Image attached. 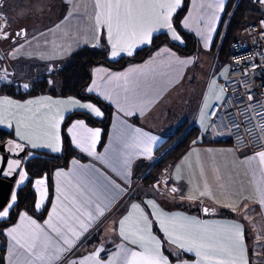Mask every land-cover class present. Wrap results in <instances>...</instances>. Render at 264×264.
Segmentation results:
<instances>
[{"label": "crops", "instance_id": "crops-1", "mask_svg": "<svg viewBox=\"0 0 264 264\" xmlns=\"http://www.w3.org/2000/svg\"><path fill=\"white\" fill-rule=\"evenodd\" d=\"M227 1L189 0L188 9L178 23L195 39L196 48L190 55L181 54L168 43H163L143 61H131L122 69H111L105 65H95L91 68V80L85 88V93L97 97L110 107V125L107 130H104V128L92 125L81 117H75L69 122L66 128L69 143L84 159L72 158L66 165L55 168L52 172L51 186L46 177H40L33 181L36 195L35 212L45 211V216L43 220H40L30 212L21 211L16 222L4 229L5 264H15L18 258L21 264L30 259L33 260V264H41L40 261H35L34 258L28 257L26 254L21 255L23 250L16 248L12 237L7 235L8 229L21 223L22 215L36 221L61 247L68 248L69 246L64 244L63 238L58 237L45 225V221H48L52 216L51 222L60 228L63 237L74 241V246L70 251L56 254L57 258L50 259L46 264H73V261H79L97 251L100 252L99 258L107 264L122 247L142 251L137 245L125 241L119 234L118 222L129 214L133 219L138 215L131 208L134 203L139 204L145 213L149 214V219L154 221L153 226L158 227L163 237V231L156 223L158 212L169 216L193 218L208 224L217 231H222L224 225L238 222L243 226V250L235 253V259L237 264H250L244 230H250L247 221L242 219V223L239 218H220L213 216V213L217 209L235 212L254 209L257 210V215L262 220V228H264V205L260 202L261 193L259 191L264 187V174L261 172L264 166L259 162L258 153L249 154L247 150L237 151L228 143L206 144L203 135L207 124L203 130H198V118L202 115L206 118L209 106L223 99L221 83L227 75L228 61L221 65V60L217 59L218 47L216 43ZM183 4L184 0H181L180 6L172 14V28L157 27V30L153 32L151 42L146 45L137 44L133 48V55L149 47L154 37L159 34L165 35L175 45L180 47L185 45V39L174 24L175 15ZM17 5L16 0H0V12L6 20L2 32H0V45L6 53L8 74L11 75L9 81L17 85L20 84L23 90L26 89L24 85H29L31 77L41 78L49 72L55 71L72 53L84 47L105 46L108 49L109 59L112 61L133 56L121 52L120 55L113 57L106 28L99 33L95 32V0H42L35 4V10L24 12L16 10ZM8 11L17 20L11 26H9L10 17L6 16ZM213 28L211 40H208L207 35ZM21 30L26 31L24 37L16 35ZM173 31L179 39L173 38ZM4 33L8 34L7 39L3 38ZM206 44L207 46H205ZM181 61H191V63H181ZM117 76H120L121 79H114ZM125 76L128 77L127 84L123 78ZM5 98L19 104H26L29 100L37 101L38 103L28 105V107L33 110L39 109L49 118L63 114L64 119L60 121L59 126L60 150L53 152L51 148L43 146L33 148L26 141H20L16 136V121L8 113H22L24 110L9 105H0V111L5 113V119L3 123H0V129L10 132L13 139L26 144L33 151L54 155L62 154L64 123L67 117L74 113H85L99 120L104 118L103 109L98 104L81 100L75 96L62 97L44 93L26 99H18L0 92V100ZM69 99L78 100L80 103H90L98 108L102 115L96 116L95 113L75 108L70 104L54 103ZM125 112L134 114L126 115ZM76 121H83L86 128L100 130L99 141L95 146L96 155L83 151L73 140L68 129ZM186 122L188 128L195 127L197 129L198 136L182 157L163 174L160 181V187L163 185L165 188H176L178 191L170 195L166 189L157 188L152 197H145L143 201L137 199L129 201L127 197L136 185L134 169L137 163L145 161L154 164L168 150L163 146L166 136ZM135 129H140V133H136ZM48 131L50 129L42 127L34 132V141L38 145L51 142V137L45 134ZM138 135L142 138L144 136L155 137L154 143L151 144L150 154H142L143 146L141 148L125 146V142L131 145V137ZM113 150H119L122 158L128 159L126 166L115 160ZM98 156L103 158L98 159ZM20 172H25V169L22 167ZM58 172L63 174L58 176ZM85 176L89 180L98 177L100 183L107 186L108 191L105 195L111 202L104 210L103 216H97V221L92 223L88 231L80 235L79 239H75L73 232L69 229L76 232H80L81 229L80 221L77 220L79 213L71 204V195L75 191L74 186L78 179ZM17 179L18 183L14 184L8 205L14 204L13 193L28 181L27 178L23 184H20V175ZM38 179L46 181L44 185L46 195L39 209H37V204L41 202V193L37 190L35 183ZM200 191H205L208 194L201 197ZM65 195H68L69 199H65ZM190 195L194 198L189 199ZM178 200H184L190 204L192 210L200 208L201 213L196 210V212H188L174 209L173 204ZM148 201H152L156 207L153 208L147 203ZM165 202H167L166 205H164ZM53 208L56 209L59 217H63V220L53 213ZM205 208L209 209L207 213L204 211ZM120 210H123V213H119ZM8 217L0 218V221L6 220ZM80 219L85 218L81 217ZM23 223L25 231L29 230L28 221L25 220ZM95 231L99 232L98 241L84 244ZM152 233L157 236L153 227ZM103 236L106 237L103 238ZM166 247L173 254L179 252L171 244ZM101 249L103 251H100ZM183 253L193 256L194 259L174 263L170 261V264H181L183 261H187L188 264H196L199 259L194 253ZM117 264H119L118 260Z\"/></svg>", "mask_w": 264, "mask_h": 264}, {"label": "snow or ice", "instance_id": "snow-or-ice-1", "mask_svg": "<svg viewBox=\"0 0 264 264\" xmlns=\"http://www.w3.org/2000/svg\"><path fill=\"white\" fill-rule=\"evenodd\" d=\"M180 4L181 0H95L94 30L99 33L106 28L107 39L111 44V55L113 57L120 55L121 52H126L127 55L131 56L133 55V48L137 44L146 45L151 42L153 32L157 30V27L172 28L171 17ZM3 27L0 26V31L3 30ZM211 31H214V28L209 31L208 40H211ZM16 35L25 36L26 31L21 30ZM3 38L7 39L8 34L4 33ZM173 38L179 39L174 31ZM181 63H191V61H181ZM123 78L125 84H127L128 77L125 76ZM114 79L119 80L121 77L117 76ZM24 87L27 88L28 85H24ZM89 90L91 91V89ZM36 103L38 102L34 100H29L26 104H19L7 98L0 100V105H9L16 109L24 110L22 113H8L16 121V136L20 141H26L33 148L43 146L51 148L53 152H57L60 150L59 126L64 116L59 114L57 117L49 118L39 109L33 110L28 107V105ZM54 103L70 104L75 108L86 109L95 113L96 116L102 115L100 110L90 103H80L78 100L73 99L55 101ZM125 114L134 113L125 112ZM4 119L5 113L0 111V123H3ZM42 127L50 129L45 134L51 137V142L38 145L33 139V134ZM68 131L72 134V138L78 147L91 155H96L95 146L100 137L99 129L86 128L83 121H76ZM135 132L139 134L140 129H135ZM131 140V145L125 142L126 147L141 148L143 146L142 154H150L151 144L154 143L155 137L144 136L142 138L138 135L131 137ZM23 150L24 145L22 143H13L8 149L9 152ZM113 151L115 160L126 166L128 159L122 158L119 150ZM258 157L260 164L264 166V151L259 152ZM97 158L102 159L103 157L98 156ZM5 159V157H0V162H4ZM19 167V160H7L8 171L6 175H12ZM261 172L264 174V168L261 169ZM62 174L60 172L57 173L58 176ZM19 175V183L23 184L28 178L27 173L20 172ZM35 183L37 190L41 193V202L37 204V209H39L46 195V189H44L46 181L45 179H38ZM74 188L75 191L71 195V204L75 207L76 212L79 213L77 220L80 221L81 231L76 232L72 229H69V231L73 232L75 239H79V236L87 232L92 223L97 221V216H103L104 210L111 201L105 195L108 191L107 186L102 185L98 177L92 180H89L86 176L80 178ZM172 191L177 192L178 189L173 188ZM259 191L261 193L260 202L264 205V187L260 188ZM207 194L205 191L199 192L201 197ZM188 198L192 199L194 197L190 195ZM65 199H69L68 195H65ZM12 200L13 202L16 200L15 195L12 196ZM147 203L153 208L156 207L152 201ZM225 206L230 207L228 205ZM11 207L12 205L3 207L0 210V218L8 217ZM131 208L138 215L135 219L132 218L131 214L123 217L118 222L119 234L125 241L137 245L142 251L122 247L107 264H117V260L119 264H170L169 257L163 254V245L165 243L175 246L179 252L194 253L199 258L196 264H237L235 253L243 250V226L238 222L224 225L222 226V231H217L208 224L193 218L169 216L163 212H158L156 214V223H158L164 234V240H161L152 233L154 221L149 219V214L145 213L139 204L134 203ZM204 211L207 213L209 209L205 208ZM53 213L63 220V217H59V214L56 213L55 208H53ZM81 217L85 219L81 220ZM52 219L53 217L50 216L49 220L45 221V225L56 233L58 237H62L64 244L69 246L68 248L61 247L45 231L44 227L37 224L30 217L23 215L20 217L21 223L8 229L7 235L12 237L16 248L23 250L21 255L26 254L28 257L34 258L35 261L46 264L50 259L57 258L56 254L70 251L71 247L74 246V241L63 237L60 228L51 222ZM25 220L30 225V229L27 231H25L23 223ZM100 251H103V249ZM179 252L177 254L178 260ZM99 255V251L94 252L79 261H73V264H105L99 258ZM15 264H21L19 258ZM24 264H33V260H27ZM181 264H188V262L183 261Z\"/></svg>", "mask_w": 264, "mask_h": 264}, {"label": "trees", "instance_id": "trees-1", "mask_svg": "<svg viewBox=\"0 0 264 264\" xmlns=\"http://www.w3.org/2000/svg\"><path fill=\"white\" fill-rule=\"evenodd\" d=\"M188 3L189 0H184L182 8L177 12L174 18L175 26L185 39V45L182 47L171 43L165 35L159 34L154 37L153 42L149 47L138 51L131 57H126L118 61H112L109 59L108 49L105 46L99 48L84 47L72 53L59 68L55 69V71L53 70L41 78L34 79L31 77L28 87L24 90L20 84L17 85L14 82L0 83V92L18 99H26L44 93H49L53 96L60 95L62 97L75 96L81 100L91 101L98 104L104 112V118L101 120L93 118L85 113H74L68 116L63 127L64 150L60 155H54L42 151H33L28 148L23 163V168L27 173L28 181L23 187L18 188L13 193V195L16 196V200L10 209L9 217L6 220L0 221V264H5L4 253L6 239L3 233L4 229L16 222L21 211L30 212L40 220H43L45 216V211L41 213L35 212L34 206L36 195L33 189V181L40 177H46L51 186L52 172L55 168L66 165L72 158L84 159L83 156L72 148L69 143L66 134V128L69 122L75 117H81L86 119L92 125L104 128V130H107L110 125V107L97 97L85 93V88L91 80V68L95 65H105L111 69H122L131 61H143L154 49L160 47L163 43H168L174 50L181 54H192L193 49L196 48V45L194 44L195 39L190 33L184 31L178 23L179 19L187 11ZM262 13L263 11L252 5L250 0L227 1L222 17L219 37L216 43L218 47L217 59L221 60V65L228 61L231 42L239 37L247 23L253 21ZM197 136V129L195 127L188 128L187 122L182 124L173 133L167 135L163 146L164 148H168V150L164 155H162L154 164L145 161L137 163L134 169V179L136 181L139 180V183L127 199H129V201L136 199L138 201H143L145 197L154 196L156 192L153 188L154 183L160 180L162 175L182 157ZM8 138H13L12 134L6 130L0 129V143ZM224 143L226 142H216V144ZM166 204L167 202L164 203V205ZM173 206L174 209L188 212H194L196 210L198 213L200 212V208H193V210L190 209L191 205L184 200H178ZM119 213H123V210H120ZM237 214V211L217 209L214 211L213 216L238 219ZM240 222H242V220ZM244 230L246 242L249 244L248 240L251 237V231L247 229ZM153 231L158 238L164 240L162 233L156 225L153 226ZM98 237L99 232L96 233L95 231L84 244L96 243L99 239ZM167 245L168 243L163 245V252L165 256L169 257V260L172 263L186 259H194L193 256L181 252L179 253L178 260L177 254H173L168 250L166 247ZM252 252L253 246L248 245L250 264H255Z\"/></svg>", "mask_w": 264, "mask_h": 264}, {"label": "built area", "instance_id": "built-area-1", "mask_svg": "<svg viewBox=\"0 0 264 264\" xmlns=\"http://www.w3.org/2000/svg\"><path fill=\"white\" fill-rule=\"evenodd\" d=\"M250 2L263 13L230 44L223 99L207 109L203 137L209 145L226 142L237 151L257 154L264 151V0ZM5 21L0 12V26ZM5 56L0 45V83L8 82Z\"/></svg>", "mask_w": 264, "mask_h": 264}, {"label": "rangeland", "instance_id": "rangeland-1", "mask_svg": "<svg viewBox=\"0 0 264 264\" xmlns=\"http://www.w3.org/2000/svg\"><path fill=\"white\" fill-rule=\"evenodd\" d=\"M41 1L42 0H16V2L18 3V5L16 6V10L21 11V12L29 11V10H35L34 9V8H36L35 4L40 3ZM6 16L10 17L9 26H11L17 22L16 18H14L13 14L9 13V11L7 12ZM201 69H203V66H201ZM6 72H7V70H6ZM6 77L8 78V79H6V81L7 80L9 81V79H11V75L9 76L8 73L6 74ZM205 125H206V118L202 115L198 118V130L199 131L203 130L206 127ZM161 180H162V177L160 180H158L157 182L154 183V185H153L154 190L157 188H160V189L163 188L164 190L166 189V191L170 195L175 194L172 191V188H165V186H163V185H161V187H160V184H161L160 181ZM17 183H18V179L16 180V184ZM138 183H139V180L136 181V185L134 186V188L138 185ZM156 184H158V185H156ZM134 188L132 189V191L134 190ZM132 191L130 193H132ZM257 214H258L257 210L253 209L252 211L251 210L249 211L248 209H246V211H244V212H238L237 217L239 218L240 221L242 219H245V221H247L246 223H248V225H249V228L251 231V234H250L251 237L248 240L249 241L248 245L253 246L252 255L254 257L253 259H254L255 264H264V228H262L263 227L262 220ZM105 237L106 236H103V238H105ZM256 257H258V258H256Z\"/></svg>", "mask_w": 264, "mask_h": 264}, {"label": "water", "instance_id": "water-1", "mask_svg": "<svg viewBox=\"0 0 264 264\" xmlns=\"http://www.w3.org/2000/svg\"><path fill=\"white\" fill-rule=\"evenodd\" d=\"M13 143L22 142H19L13 138H8L4 142L0 143V157L6 158L4 162H0V210H2L3 207H6L9 203L14 184L21 168L23 167V163L28 150L27 145L22 143L24 145L23 151L9 152L8 149L12 146ZM7 160L20 161V167L16 169V171L13 172L12 175H6L8 171Z\"/></svg>", "mask_w": 264, "mask_h": 264}]
</instances>
